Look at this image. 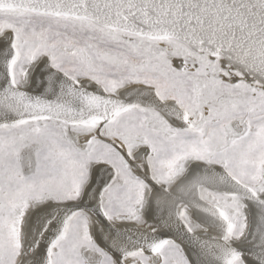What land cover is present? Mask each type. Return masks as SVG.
I'll list each match as a JSON object with an SVG mask.
<instances>
[{
    "label": "snow or ice",
    "instance_id": "1",
    "mask_svg": "<svg viewBox=\"0 0 264 264\" xmlns=\"http://www.w3.org/2000/svg\"><path fill=\"white\" fill-rule=\"evenodd\" d=\"M0 264H264V0H0Z\"/></svg>",
    "mask_w": 264,
    "mask_h": 264
}]
</instances>
